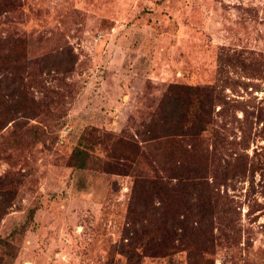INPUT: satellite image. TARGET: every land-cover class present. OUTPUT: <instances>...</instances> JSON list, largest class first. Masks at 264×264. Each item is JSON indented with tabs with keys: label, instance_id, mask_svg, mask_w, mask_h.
Returning <instances> with one entry per match:
<instances>
[{
	"label": "rangeland",
	"instance_id": "374dc122",
	"mask_svg": "<svg viewBox=\"0 0 264 264\" xmlns=\"http://www.w3.org/2000/svg\"><path fill=\"white\" fill-rule=\"evenodd\" d=\"M0 6H7L0 13V38L28 41V63L35 64L38 78L60 67L57 56L70 50L74 60L70 72L52 74L49 89L33 84L34 95L0 92V178L17 182L0 231L27 220L31 229L9 250L17 256L15 264H110L107 251L119 243L128 222L133 178L74 169L72 154L87 127L95 128L88 140L101 155L110 150L111 138L130 153L133 144L148 156L164 153L173 136L143 131L167 88L220 84L224 72L247 77L243 66L263 71L253 80L263 87L254 95L264 103V0H0ZM25 72L17 80L24 76L22 83L30 85ZM263 127L264 122L258 125ZM256 151L264 158L260 137L247 150L251 156ZM202 182V204L210 209L209 185ZM255 184L253 189L250 179H240L228 192L241 212V244L250 242L251 256L264 259L261 171ZM225 257L221 249L215 264H225ZM184 259L175 254L172 261L143 258L141 264Z\"/></svg>",
	"mask_w": 264,
	"mask_h": 264
},
{
	"label": "trees",
	"instance_id": "16d2710c",
	"mask_svg": "<svg viewBox=\"0 0 264 264\" xmlns=\"http://www.w3.org/2000/svg\"><path fill=\"white\" fill-rule=\"evenodd\" d=\"M6 10L7 6H0V13ZM28 44L19 37L0 38V92L22 90L34 95L33 84L41 90L49 89L46 82L54 77L52 74L72 70L74 60L69 50L67 56H57L55 65L60 67L51 69L49 78H38L33 74L35 64L28 63ZM242 70L247 77L224 72L220 84H172L167 88L160 98L159 111L143 131L166 130L173 136L164 153L148 156L134 144L129 146L133 149L130 153L127 145L118 147L120 142L111 138L106 142L110 150L101 155L88 140L95 128L87 127L72 154L74 169H100L133 178L128 222L119 243L107 251L110 264L114 260L116 264H141L143 258L147 262L156 257L172 261L175 254L185 257L182 264H215L221 249L226 250L225 264H264V259L251 256L250 242L246 247L241 244V212L228 192L240 179H250V188L254 189L255 174L261 171L264 175L261 153L256 151L251 156L247 152L258 137L264 139V127L258 129L264 122V103L254 95L263 87L253 80L263 71L255 66H243ZM24 71L30 85L22 83L24 76L21 82L17 80ZM227 88L243 98L229 95ZM188 136L191 146L185 142ZM205 180L211 193L210 209L202 204ZM16 183L12 176L0 178V223L10 212ZM30 230L27 220L0 231V264L16 263L17 256L9 255V250L18 246Z\"/></svg>",
	"mask_w": 264,
	"mask_h": 264
}]
</instances>
